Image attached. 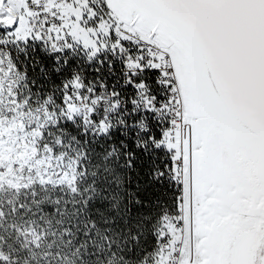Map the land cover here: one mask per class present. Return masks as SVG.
Wrapping results in <instances>:
<instances>
[{
    "label": "snow or ice",
    "instance_id": "obj_1",
    "mask_svg": "<svg viewBox=\"0 0 264 264\" xmlns=\"http://www.w3.org/2000/svg\"><path fill=\"white\" fill-rule=\"evenodd\" d=\"M0 264H264V0H0Z\"/></svg>",
    "mask_w": 264,
    "mask_h": 264
}]
</instances>
